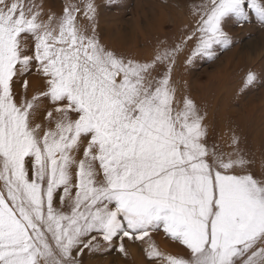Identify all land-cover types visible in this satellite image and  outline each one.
<instances>
[{
  "label": "snow or ice",
  "instance_id": "obj_1",
  "mask_svg": "<svg viewBox=\"0 0 264 264\" xmlns=\"http://www.w3.org/2000/svg\"><path fill=\"white\" fill-rule=\"evenodd\" d=\"M103 6L0 0V264L127 257L129 242L148 264H264V166L236 129L218 142L174 77L182 56L229 50L232 24L264 26V0H194L144 58L102 41Z\"/></svg>",
  "mask_w": 264,
  "mask_h": 264
},
{
  "label": "rangeland",
  "instance_id": "obj_2",
  "mask_svg": "<svg viewBox=\"0 0 264 264\" xmlns=\"http://www.w3.org/2000/svg\"><path fill=\"white\" fill-rule=\"evenodd\" d=\"M77 2V0H73ZM194 0H119L100 10V34L110 48L140 58L149 57L158 39L178 36L190 19L189 5ZM58 14L64 0H47ZM167 18L163 21L160 18ZM234 45L222 51L215 61L197 60L194 65L180 58L174 77L181 88L190 90L202 109L208 113L213 137L236 129L259 172L264 166V26L259 22L230 26ZM122 34V36H121ZM255 70L261 79L254 86L245 87L244 77ZM35 79V78H33ZM186 82V83H185ZM224 143V142H221ZM225 150H228L225 146ZM159 247L177 253L182 249L161 231L154 233ZM129 256L113 252L107 255H85V264H148L138 245H129ZM137 248L136 256L131 253Z\"/></svg>",
  "mask_w": 264,
  "mask_h": 264
},
{
  "label": "bare ground",
  "instance_id": "obj_3",
  "mask_svg": "<svg viewBox=\"0 0 264 264\" xmlns=\"http://www.w3.org/2000/svg\"><path fill=\"white\" fill-rule=\"evenodd\" d=\"M160 19H161V20H159L160 22L163 21L164 19L167 20V18H164V17H162V18H160ZM121 36H122V34H121ZM129 245L132 246L133 244L130 243ZM131 246H130V248H132L131 253L133 254V256H136V253H137L138 249H137V248L135 249V248H133V247H131Z\"/></svg>",
  "mask_w": 264,
  "mask_h": 264
}]
</instances>
